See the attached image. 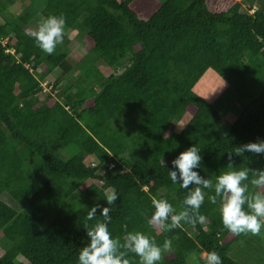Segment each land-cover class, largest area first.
<instances>
[{"label":"trees","instance_id":"16d2710c","mask_svg":"<svg viewBox=\"0 0 264 264\" xmlns=\"http://www.w3.org/2000/svg\"><path fill=\"white\" fill-rule=\"evenodd\" d=\"M247 2L38 0L42 20H65L51 54L25 30L31 13L0 25V197L6 193L20 207L0 199V264H25L19 257L27 264H78L86 231L103 222V207L121 243L136 231L157 245L170 241L157 264H189L192 256L204 264L210 251L221 264H243L230 255L238 245L243 261L252 259V233L224 228L220 197L209 200L214 189L202 188L203 223L181 221L168 231L147 223L153 198L182 209L194 186L173 184L168 170L189 146L201 155L193 170L213 183L223 171L264 168V154H235L237 146L264 140V0L254 10ZM6 10L0 0V16ZM69 30L83 35L86 48L75 66L61 47ZM98 61L113 72L104 75ZM57 69L61 76L44 95L41 84ZM72 70L80 76L68 93L62 84ZM207 71L235 79L239 113L226 135L221 113L195 88ZM174 122L179 131L171 129ZM251 179L250 172L243 182L249 191L264 192ZM108 191L117 196L111 205ZM121 251L139 264L136 254Z\"/></svg>","mask_w":264,"mask_h":264},{"label":"clouds","instance_id":"9594fccd","mask_svg":"<svg viewBox=\"0 0 264 264\" xmlns=\"http://www.w3.org/2000/svg\"><path fill=\"white\" fill-rule=\"evenodd\" d=\"M64 24L62 15H49L39 23L37 30L30 32V35L34 37L36 45L42 51L51 54L62 40ZM44 83L46 81L42 84ZM51 86L53 88V84ZM43 94L48 93L43 90ZM244 152L264 154V140L235 147L236 155H242ZM200 161V151L195 145L189 146L171 161L168 176L172 183H178L184 189H188L190 184L194 187L189 189L182 201L183 207L178 212L173 210L166 199L153 198L151 200L153 211L147 223L150 226H159L163 231L178 226L181 221L189 224L203 223L206 218L199 214L200 205L204 200L202 188L214 189L215 196H209V200L216 203V197H220L218 211L224 228L233 234L248 232L258 234L264 227V192L249 191V185L243 182L248 180L251 172L250 184L256 189H264V168L223 171L215 177L213 183L193 170L200 168ZM116 199L114 193L106 197L109 205ZM98 207L100 205L89 210V219L95 216ZM108 212V207L101 208L100 216L104 218L103 222L97 221L86 231L88 242L79 250L78 264H129L125 258V251L121 249L136 254L139 257V264H157L162 251L170 247V241L165 239L162 245H157L147 235L136 231L128 232L121 243L112 237L108 230L107 224L110 219ZM204 264H221V258L215 251H210L205 254Z\"/></svg>","mask_w":264,"mask_h":264},{"label":"rangeland","instance_id":"374dc122","mask_svg":"<svg viewBox=\"0 0 264 264\" xmlns=\"http://www.w3.org/2000/svg\"><path fill=\"white\" fill-rule=\"evenodd\" d=\"M3 2L5 3L7 10L0 16V25L7 20L18 19L25 13H31L32 19L28 26L25 27V30L28 32V34H30L31 31L37 30L39 23L42 21V16L39 11L40 7H38V0H3ZM259 4L260 0H248V2L244 4V7L246 5H252L254 10L259 7ZM67 32L68 43L67 45L61 44V47L67 51L68 62L72 66H75L86 54L85 43L82 34L78 33L75 30H69ZM5 41L6 38H4L2 42ZM11 43H15L13 37H11ZM96 66L104 75H108L109 72H113V69H108L102 61H98L96 63ZM60 76L61 72L59 69H57L46 78V83L48 85H54V83L59 79ZM79 76L80 72H78L77 70H72L68 75H66L62 84V86H64V89H66L67 91V88L70 86V84L76 82ZM234 82L235 79L231 76L220 77L214 74V72L212 71H207L195 87L196 91L201 94L202 98L212 103L214 107L221 113L222 119L219 125L225 135L230 130L229 128L233 120L239 113V109L235 103L237 96L232 85V83ZM181 127V123L174 122L171 125V129L173 131H179ZM94 164V161L90 163L92 167L95 166ZM102 172L103 168L98 171V173ZM109 194H111V192L108 191V195ZM0 199L14 208L16 211L20 210V207L14 202V200H12V198L8 194L4 193L0 197ZM193 232L190 233L193 234ZM259 236H261L260 240H258ZM251 238L252 241H249V243L254 242L253 247L251 248V251L253 250V253H251L253 254L251 260L243 261L242 258L243 256H246V252L245 250H239L237 248L239 247V245L232 249L230 255L232 258L237 259L239 262H244L243 264H264V227L261 228V231L258 234H252ZM203 258L204 261L205 256ZM188 260L189 264H199L195 256H192ZM16 261L27 264V262L22 257H19Z\"/></svg>","mask_w":264,"mask_h":264},{"label":"built area","instance_id":"2783aa9c","mask_svg":"<svg viewBox=\"0 0 264 264\" xmlns=\"http://www.w3.org/2000/svg\"><path fill=\"white\" fill-rule=\"evenodd\" d=\"M42 86L44 87V89H43L44 92H47V93H49L51 91V89H52V86L50 85L48 87L47 83L42 84ZM54 93H56V92H54Z\"/></svg>","mask_w":264,"mask_h":264},{"label":"crops","instance_id":"0c3cea01","mask_svg":"<svg viewBox=\"0 0 264 264\" xmlns=\"http://www.w3.org/2000/svg\"><path fill=\"white\" fill-rule=\"evenodd\" d=\"M261 236H262V235H261ZM261 236H259L258 240H260V239H261Z\"/></svg>","mask_w":264,"mask_h":264}]
</instances>
